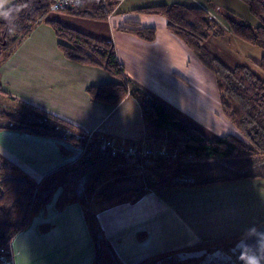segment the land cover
<instances>
[{"label": "crops", "instance_id": "obj_1", "mask_svg": "<svg viewBox=\"0 0 264 264\" xmlns=\"http://www.w3.org/2000/svg\"><path fill=\"white\" fill-rule=\"evenodd\" d=\"M124 1L113 8L106 21L82 19L106 26L55 20L69 26L75 24L77 29L93 28L97 34L93 36L112 42L131 89L141 90L148 99L160 100L187 128L199 130L203 126L210 131L224 130L228 122L221 113L212 75L167 30L163 18L134 13L132 10L137 8H133L131 19L126 21L122 16L126 14L120 11ZM15 2L0 0V9ZM130 22L156 28V40L148 43L120 30ZM58 43L54 31L40 24L8 59L0 62L1 109L20 113L39 109L81 131L101 133L136 145L182 138L166 125L148 130L143 106L131 93L118 105L92 99L87 93L88 87L118 80L102 69L66 59ZM61 148L70 153L63 154ZM80 154V148L61 139L0 131V155L36 180L75 162ZM125 167H135L140 173L100 183L99 190L114 184V189L122 193L96 202L106 238L124 264H137L159 253L238 237L264 220L262 179L199 187L157 184L149 188L144 177L150 169L143 164ZM143 186L147 191L138 196L136 190ZM60 193L61 190L14 237V264H92L95 247L81 205L70 200L60 206ZM139 233L145 237L139 239Z\"/></svg>", "mask_w": 264, "mask_h": 264}, {"label": "trees", "instance_id": "obj_2", "mask_svg": "<svg viewBox=\"0 0 264 264\" xmlns=\"http://www.w3.org/2000/svg\"><path fill=\"white\" fill-rule=\"evenodd\" d=\"M122 0L104 4L100 0H83L74 8L55 11L70 17L91 21H106L113 8ZM210 1V0H208ZM245 4L260 25L253 27L235 15H227L230 32L244 43L264 51V0H239ZM56 0H16L0 9V62L8 59L40 24L48 25L59 39L58 48L63 56L82 65L108 72L118 81L87 88L88 95L110 105L120 104L130 93L143 106V117L148 130L166 125L183 137L164 143L176 147L185 158L157 160H129L113 157L96 143L89 144L84 131L46 112L30 108L26 113L7 112L0 108V131L14 130L41 137L64 140L82 153L75 162L66 164L41 180L29 176L15 163L0 155V250L8 252L16 234L25 229L61 190L58 204L77 201L83 210L89 233L94 242L95 256L92 264H124L114 252L98 219L96 202L120 195L114 184L99 190V174L125 165L143 164L150 173L144 177L149 188L156 185L206 186L240 179L264 180V80L249 66L239 64L233 68L213 55L206 47L211 36L219 37L224 30L210 13L200 7L181 3L145 6L134 13L161 17L167 30L192 52L198 62L213 76L220 98L222 115L237 130L216 138H208L202 131L184 126L176 114L160 100L148 99L137 89H131L124 76V67L117 58L114 44L98 39L59 20H49ZM126 34L151 43L157 30L137 22L120 27ZM254 64L264 72V56ZM71 132V136L67 135ZM129 143L127 141H124ZM63 154L69 150L61 148ZM133 191V190H132ZM138 196L146 193L143 186L136 190ZM264 225L260 222L253 232ZM249 233L226 237L205 246L173 250L147 257L137 264H193L187 253L201 248L231 247ZM144 233L138 238L143 239Z\"/></svg>", "mask_w": 264, "mask_h": 264}, {"label": "rangeland", "instance_id": "obj_3", "mask_svg": "<svg viewBox=\"0 0 264 264\" xmlns=\"http://www.w3.org/2000/svg\"><path fill=\"white\" fill-rule=\"evenodd\" d=\"M172 3H181L187 6L200 7V8L207 10L210 13V15L218 22L219 26L222 27V29L224 30L223 35L219 37L211 36L209 38V40L206 42L207 49L213 55H215L217 58L223 61L228 67L233 68L239 64L247 65L260 78L264 80V72L261 71L256 66V64H254V61L258 62L261 59V57L264 55V51L259 48H256V47H253V46H250L244 43L243 41L236 38L229 30V25L226 19L227 15L229 16L235 15L237 17H240L243 20L247 21L253 27H257L260 25V22L253 15L250 14L247 6L239 0H211V1H207V0H125L120 7V11H123L124 14H126L122 16H124V19L127 21V20H130L132 17L131 9L133 8H139V7L150 6V5H158V4H172ZM61 18L64 20H72V23L84 22L86 24H90L89 26H95V27L106 26V24L102 22L89 23V21H84L82 19H68L69 17H66L62 15V13L55 12V11L51 12L47 16V19L49 20H55V19H61ZM72 25L75 26V24H72ZM66 26L77 29L76 28L77 26L76 27L69 26V25H66ZM80 29H77V30L82 31L91 36L97 35L95 34V32H93L95 31L93 30V28L92 30L91 29L89 30L88 28H80ZM209 89L210 88L208 86V90ZM216 90L218 91L217 88ZM219 101H220V98H219ZM219 105H220V102H219ZM182 119L185 120L183 116H182ZM226 122L228 123L226 124V126H224V130L222 129L220 131H210V130H207L203 126H200L199 130H201L208 138H216L221 133H225L224 135H226L228 133H232L233 130H234V133H236L237 131L235 127H233L228 120ZM230 128H232V130ZM183 137L184 136H182V138H180L179 140H182ZM186 156H187L186 154H180L178 158H185ZM139 173H140L139 169L135 167H132L131 169H129L128 167H125V166H122L121 168H116L113 170L103 171L98 175L100 182L96 185V187L100 188V183L102 182L105 184L112 180H117V179H122V178H127V177H134L138 175ZM137 179H139V177ZM138 182L140 181L138 180ZM253 229L254 228H252L251 230ZM251 230L247 231L245 234L249 233Z\"/></svg>", "mask_w": 264, "mask_h": 264}, {"label": "built area", "instance_id": "obj_4", "mask_svg": "<svg viewBox=\"0 0 264 264\" xmlns=\"http://www.w3.org/2000/svg\"><path fill=\"white\" fill-rule=\"evenodd\" d=\"M83 0H56L52 5L53 11H62L74 8L82 3ZM104 4H109L115 0H100ZM71 136V132H67ZM84 137L89 144L96 143L100 149L108 152L113 157H122L129 160H157V159H175L180 156V151L176 147H169L157 142L136 145L126 143L124 140L106 136L97 132H84ZM82 153V149H81ZM0 264H14L12 254V244L8 252L5 249L0 250Z\"/></svg>", "mask_w": 264, "mask_h": 264}, {"label": "flooded vegetation", "instance_id": "obj_5", "mask_svg": "<svg viewBox=\"0 0 264 264\" xmlns=\"http://www.w3.org/2000/svg\"><path fill=\"white\" fill-rule=\"evenodd\" d=\"M236 244L231 247H216L214 249L201 248L191 252L193 254L185 255L187 257L184 258H191L194 260L193 264H243L240 259L243 252L264 254V238L244 251H235Z\"/></svg>", "mask_w": 264, "mask_h": 264}, {"label": "water", "instance_id": "obj_6", "mask_svg": "<svg viewBox=\"0 0 264 264\" xmlns=\"http://www.w3.org/2000/svg\"><path fill=\"white\" fill-rule=\"evenodd\" d=\"M264 238V225L260 226L252 233L242 238L235 246V251L248 250L251 246L256 245L260 240ZM189 254V253H187ZM186 254V255H187ZM193 254V253H190ZM187 257V256H185Z\"/></svg>", "mask_w": 264, "mask_h": 264}, {"label": "clouds", "instance_id": "obj_7", "mask_svg": "<svg viewBox=\"0 0 264 264\" xmlns=\"http://www.w3.org/2000/svg\"><path fill=\"white\" fill-rule=\"evenodd\" d=\"M243 264H264V254L243 252L240 256Z\"/></svg>", "mask_w": 264, "mask_h": 264}]
</instances>
